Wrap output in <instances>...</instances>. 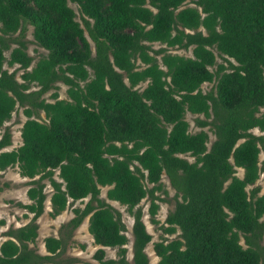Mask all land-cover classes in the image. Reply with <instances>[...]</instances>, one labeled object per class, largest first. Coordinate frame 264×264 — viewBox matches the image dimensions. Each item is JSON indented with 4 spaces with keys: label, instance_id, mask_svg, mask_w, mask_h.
Here are the masks:
<instances>
[{
    "label": "trees",
    "instance_id": "obj_1",
    "mask_svg": "<svg viewBox=\"0 0 264 264\" xmlns=\"http://www.w3.org/2000/svg\"><path fill=\"white\" fill-rule=\"evenodd\" d=\"M70 1L83 25L68 0H0V170L16 164L31 178L32 202L19 204L33 212L4 232L10 237L0 243V264H65L60 255L86 215L94 241L117 247L116 257L98 247V264H149L152 234L137 204L148 195L157 222L156 199L165 197L156 191L167 193L163 172L176 196L163 228L180 231L153 242L157 264H264V192L255 184L264 133L253 131H264V0ZM28 24L48 50L30 67ZM155 41L164 45L155 48ZM191 45L192 55L168 50ZM5 61L17 66L9 70ZM212 80L203 91L200 85ZM58 81L68 85V97H58ZM51 89L48 100L43 94ZM16 105L26 115L22 143L6 149L12 134L4 123ZM187 111L204 115L195 122L215 133L209 147L206 129L190 131ZM45 178L53 216L89 198L73 207L58 237L44 238L49 253H40L30 243L38 235ZM106 198L133 215L132 263L126 224Z\"/></svg>",
    "mask_w": 264,
    "mask_h": 264
},
{
    "label": "rangeland",
    "instance_id": "obj_2",
    "mask_svg": "<svg viewBox=\"0 0 264 264\" xmlns=\"http://www.w3.org/2000/svg\"><path fill=\"white\" fill-rule=\"evenodd\" d=\"M186 4H193L190 0L185 1ZM68 4L74 9L76 13V19L83 25V21L81 18L79 6L76 2L68 0ZM86 34H87V30ZM15 34V33H14ZM89 38V37H88ZM23 39L26 41V50L27 52L33 57L30 65L32 66L35 61L42 55H45L47 53V49L38 45L33 37V26L31 24L27 25V28L25 30V34L23 36ZM91 42L92 51L94 52V43L89 38ZM12 46L16 45V43L12 42ZM160 45H164V43H160L159 41H155L152 43L153 47H158ZM169 51L173 53H179L184 55H192V45L188 48L184 47H170L168 49ZM9 49L5 50V55L8 57L9 55ZM214 52L216 54V60L217 61H224L225 60L219 55V52L216 48H214ZM235 62V61H234ZM226 63V62H225ZM17 64L14 65H8L5 61L4 67L8 68L9 70H13ZM22 69L17 70L16 76L19 80L20 73ZM215 83V80L212 81H204L200 87L203 91L210 90ZM58 97H68L67 94V84H65L62 81H58ZM146 84L145 82H141L139 85L142 87ZM35 85H32V88H35ZM55 90L51 89L47 92H45L43 95L48 100H53V98L50 96V93ZM41 118L45 119L44 111L41 110ZM197 115H200L201 117H204L202 113H192L190 111H187L185 114L186 119L189 121V129L190 131H196L201 128H204L209 133V138L207 141V146L209 147L213 139L215 138V133L212 129L209 128V125L207 126H199L195 122V117ZM211 117H209L210 119ZM26 119V115L23 113V106L16 105L15 109L12 111L11 117L5 121L4 125L9 126L12 134V142L10 145H8L7 148H13L17 147L21 142L22 138L20 135V129L22 126L23 121ZM3 131V128L0 129ZM256 133H264V131H259L257 128L253 129ZM184 156L188 157L189 159L193 160V156L189 154H183ZM259 165L262 167L260 171V175L257 178L255 184L260 185V191L259 193L264 192V148H261V151L259 153ZM58 169H55V178L58 180H61V178L58 176ZM236 174L241 176L243 174V168L238 167ZM38 176V175H37ZM31 178L22 176L19 173V168L15 164L13 166H9L4 170H0V218H4L6 220V224L0 226V241L2 238L6 237L3 232L7 229L9 226H18L25 222H27L31 216L32 213L28 212L26 208L22 207L19 202L27 203L30 202L31 199L27 195V188L30 185L29 180ZM163 183L164 188L167 189V193L160 191H156L157 194L160 196H164L165 200L162 199H156L158 202V209L156 213L154 214V217L157 219V222L152 221L151 215L149 213V203L150 198L148 195L143 197L141 201L137 204L142 208L143 214L142 218L146 224V227L148 231L152 234L151 240L147 243L145 250L147 254L149 255V264H157L159 256L155 253L153 248V242L156 240H159L164 237H173L179 233V229L174 233H168L164 231V226L166 225L165 217L169 210H171L174 207L176 196H175V189L170 184L169 178L166 175L165 172L162 173L161 179ZM46 185H45V191L47 193V196L49 197L53 191L52 185L49 183V180L47 178L44 179ZM143 182L146 184V186L150 187L152 183H148L146 179H143ZM251 186V185H250ZM249 186V187H250ZM108 186H102L101 187V196H106V189ZM47 197V198H48ZM45 199V209L43 213L37 217V223H38V236L35 240V242L30 243V245H34L38 251L45 252V248L43 246V239L45 235L48 234H59L60 230V224L63 222H66L70 216L74 214L73 207L76 205H83L85 201L88 200L89 196H86L83 199L76 200L74 202H70L67 204L66 208L62 210L59 214H57L55 217H52L49 215L48 211L50 209V203L49 198ZM179 198V196H178ZM106 200L116 209H118L121 212V217L123 221L126 224L125 233L129 237V241L125 244L127 247V259L130 263H132V223H133V215L128 210L127 206L125 204L120 203L117 200L108 199ZM28 212V215L26 216L25 213ZM30 216V218H29ZM240 241L244 243V238L241 235ZM99 247L97 243L94 242L92 234L88 230V223H87V217L83 219V221L74 229L72 236L68 239L66 243V248L64 252L60 255V258L62 261H64L65 264H90L95 263L98 264V260L94 258L93 254L95 250ZM105 255L107 257H116L117 256V247H111L106 246L105 247ZM73 260V261H72Z\"/></svg>",
    "mask_w": 264,
    "mask_h": 264
},
{
    "label": "crops",
    "instance_id": "obj_3",
    "mask_svg": "<svg viewBox=\"0 0 264 264\" xmlns=\"http://www.w3.org/2000/svg\"><path fill=\"white\" fill-rule=\"evenodd\" d=\"M20 135H21V129H20ZM21 138H22V137H21ZM21 143H22V142H21ZM21 143H20V144H21ZM10 144H11V143H10ZM10 144H9V145H10ZM20 144H19V145H20ZM7 147H8V146H6L5 148H6V149H11V148H7ZM13 148H14V147H13ZM19 173H20V172H19ZM20 174H21V173H20ZM21 175H22V174H21ZM242 175H243V174H242ZM242 175H241V176H242ZM22 176H24V175H22ZM26 177H28V176H26ZM29 178H30V177H29ZM61 180H62V179H61ZM29 184H30V183H29ZM29 186H30V185H29ZM29 186H28V187H29ZM0 188H1V186H0ZM27 189H28V188H27ZM44 190H45V188H44ZM26 192H27V190H26ZM45 192H46V191H45ZM27 195H28V194H27ZM50 196H51V195H50ZM50 196H49V197L46 196V198H47V197L49 198V203H50V209H49V211H48L49 215H51V214H50V211H51V209H52L51 201H50ZM28 197H29V196H28ZM29 198H30V197H29ZM46 198H45V199H46ZM48 198H47V199H48ZM30 199H31V198H30ZM20 202H21V201H20ZM20 202H19V203H20ZM30 202H32V199H31ZM30 202H27V203H30ZM22 203H23V202H22ZM22 207H23V206H22ZM24 208H26V207H24ZM65 208H66V207H65ZM65 208H64V209H65ZM26 209H27V208H26ZM44 209H45V200H44V208H43V211H44ZM64 209H63V210H64ZM27 211H28V212H31V213H32V216H33V212H32V211H29L28 209H27ZM43 211H42V213H43ZM61 211H62V210H61ZM28 212L25 213L26 216L28 215ZM42 213H41V214H42ZM59 213H60V212H59ZM59 213H58V214H59ZM41 214H40V215H41ZM40 215H39V216H40ZM56 215H57V214H56ZM56 215H55V216H56ZM73 215H74V214H73ZM73 215H72V216H73ZM32 216H31V217H32ZM39 216H38V217H39ZM51 216H52V217H55V216H53V215H51ZM72 216H70V217L68 218V220H69ZM85 217H87V223H89V222H88L89 215H86ZM85 217H84V218H85ZM29 218H30V216H29ZM84 218H83V219H84ZM0 219H4V218H0ZM30 219H31V218H30ZM30 219H29V220H30ZM36 219H37V218H36ZM29 220H28V221H29ZM28 221H27V222H28ZM36 221H37V220H36ZM82 221H83V220H82ZM82 221H81V222H82ZM27 222H25V223H27ZM37 222H38V221H37ZM25 223H23V224H25ZM4 224H6V220H5V219H4V222H3L1 225H4ZM23 224H21V225H23ZM1 225H0V226H1ZM60 225H61V224H60ZM18 226H20V225H18ZM9 227H10V226H9ZM9 227H7V229H8ZM14 227H17V226H14ZM38 227H39V226H38ZM7 229H6V230H7ZM6 230H5V231H6ZM37 231H38V228H37ZM38 232H39V231H38ZM3 234H4V232H3ZM38 234H39V233H38ZM5 235H6V234H5ZM48 235H54V236H56V237L59 236V234H56V235H55V234H48ZM48 235H45L44 238H45L46 236H48ZM37 236H38V235H37ZM9 237H10L9 235H6V237L2 238V240L0 241V243H1L4 239L9 238ZM92 237H93V236H92ZM93 240H94V238H93ZM94 242H95V241H94ZM95 243H96V242H95ZM97 244H98V243H97ZM98 245H99V247L102 246V245H100V244H98ZM43 246H44V248H45V252H40V251H39V252H40V253H49V252L47 251L46 247H45L44 239H43ZM102 247L105 248L106 246H102ZM97 248H98V247H97ZM42 264H49V263H42Z\"/></svg>",
    "mask_w": 264,
    "mask_h": 264
}]
</instances>
